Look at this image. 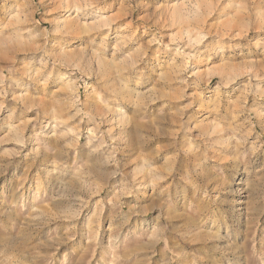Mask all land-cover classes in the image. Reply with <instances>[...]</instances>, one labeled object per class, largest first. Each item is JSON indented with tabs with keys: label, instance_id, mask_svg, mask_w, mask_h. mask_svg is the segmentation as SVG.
Returning a JSON list of instances; mask_svg holds the SVG:
<instances>
[{
	"label": "rangeland",
	"instance_id": "374dc122",
	"mask_svg": "<svg viewBox=\"0 0 264 264\" xmlns=\"http://www.w3.org/2000/svg\"><path fill=\"white\" fill-rule=\"evenodd\" d=\"M0 264H264V0H0Z\"/></svg>",
	"mask_w": 264,
	"mask_h": 264
}]
</instances>
